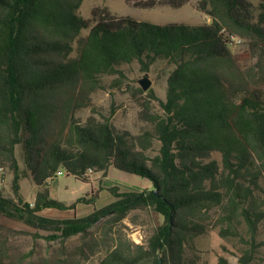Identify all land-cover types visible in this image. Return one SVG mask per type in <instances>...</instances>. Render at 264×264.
<instances>
[{"label": "trees", "instance_id": "16d2710c", "mask_svg": "<svg viewBox=\"0 0 264 264\" xmlns=\"http://www.w3.org/2000/svg\"><path fill=\"white\" fill-rule=\"evenodd\" d=\"M133 1L141 8L191 2L127 0ZM83 2L0 0V168L13 171L16 195L0 191V216L36 230L35 238L81 235L86 259L105 251L97 264H200L198 237L219 227L223 239L247 246L236 252L235 264H257L264 224V87L252 84L254 75L241 68L231 45L242 37L264 49V0H197L195 7L212 21L200 25H156L108 8H95L86 19ZM135 62L147 72L158 62L173 67L162 113L149 107L142 113L150 129L135 135L111 117H77L92 106L104 77ZM156 143L159 150L151 155ZM18 148L39 186L59 171L90 183L92 173L114 167L148 179L152 189L114 186L115 201L87 216L44 217L46 209L96 205L99 196L67 204L40 192L34 203L24 201ZM149 207L165 221L147 244L136 245L121 225L132 211ZM4 255L0 242V264ZM24 257L22 262L31 255ZM216 264L233 263L220 255Z\"/></svg>", "mask_w": 264, "mask_h": 264}, {"label": "rangeland", "instance_id": "374dc122", "mask_svg": "<svg viewBox=\"0 0 264 264\" xmlns=\"http://www.w3.org/2000/svg\"><path fill=\"white\" fill-rule=\"evenodd\" d=\"M149 0H142L147 2ZM190 3L174 8L171 6H156L153 8L136 7L135 2L127 0H84L80 9V15L88 19L92 17L95 8H108L113 14L119 16H130L137 21L150 22L156 25L187 24L200 25L211 22L208 17L200 12L195 3ZM255 5H259L262 0H251ZM83 34H88L84 31ZM232 51L245 72H251L255 79L252 84L264 87V49L253 47L248 40L236 37V41L231 45ZM173 67L167 62H158L151 67L150 71L143 70L138 62L124 65L120 68L121 74L106 76L103 78L100 89L92 97V106L77 113V117L83 122L91 116L98 119L111 117L113 124L121 129L128 130L138 135L144 130L150 129L151 125L142 119V113L149 107L154 113H162L160 101H165L168 90V76ZM148 78L152 85L148 91H144L140 82ZM143 90V93L140 92ZM150 91L156 97H151ZM159 150L156 143L151 155H155ZM218 157V156H216ZM18 158L21 167L20 196L26 202L35 201V193L49 192L47 185H37L29 169L24 162L21 148H18ZM97 178H101L95 186L85 185L78 179L66 174L51 179L54 184L49 188L55 189L61 186V200L68 204L77 202L80 198L91 199L93 192L98 194L105 190L103 202L105 206L111 204L108 200L113 196L109 189L118 186L121 190H135L142 192L151 190L152 184L148 179L127 173L112 167L107 173H92ZM14 173L10 167L0 168V191L4 196L15 198ZM108 187V188H106ZM66 190V191H65ZM50 195V193H49ZM54 199H59L53 197ZM85 204V203H80ZM79 205V204H78ZM104 206V207H105ZM77 211V209H76ZM74 210L47 209L41 213L42 216L65 220L76 216ZM90 207L81 206L80 216L89 215ZM165 221V218L157 213L152 207L132 211L123 221L121 229L136 245L147 244L148 239ZM96 229H93L95 231ZM21 232V233H20ZM37 231L24 223L12 220L5 216H0V242L4 246L5 264H97L105 255V251L96 253L90 259H86L79 251L84 239L81 235L71 237L68 240H47L45 238H35L33 234ZM42 236H49L50 233L39 232ZM260 248L257 254V264H264V224L260 227L257 238ZM197 255L200 264H216L220 255L229 258L230 262H238L237 253L240 249L247 247L240 240L223 239L220 235V228L211 229L207 234L198 237ZM26 255L30 258L24 259Z\"/></svg>", "mask_w": 264, "mask_h": 264}, {"label": "crops", "instance_id": "0c3cea01", "mask_svg": "<svg viewBox=\"0 0 264 264\" xmlns=\"http://www.w3.org/2000/svg\"><path fill=\"white\" fill-rule=\"evenodd\" d=\"M207 16V15H206ZM208 17V16H207ZM208 19H210L209 17H208ZM211 21V20H210ZM206 23H209V22H206ZM101 178H97V177H95V175H92L91 176V178H90V183H84L85 185H90L91 187H92V190L94 189L93 188V186H95L96 185V183L97 182H99V181H101L100 180ZM50 185H52V187L54 186V184H52V182H50V181H48V183H47V188L49 189V193H50V196L53 198V197H56V198H59V199H57V200H59V201H62L61 200V186L59 185L58 186V188H55V189H50L49 188V186ZM151 186H152V184H150ZM106 188H108V187H106ZM66 191V190H65ZM104 193H108L109 194V192L107 191V190H105V191H103L102 193H101V196H100V198L96 201V205H91V204H79L78 206H77V211H76V215L78 216V217H83V216H80V207L81 206H88V207H90V211H89V214H91L96 208L97 209H100V208H103L105 205V202H103V195H104ZM37 195V193H35V196ZM115 201V199H114V197L113 196H111L110 198H109V200H108V203H112V202H114ZM62 202H65V201H62ZM66 203V202H65ZM68 204V203H67ZM47 210V209H46ZM45 211V210H44ZM44 211H42V212H44ZM41 212V213H42ZM84 216H86V215H84Z\"/></svg>", "mask_w": 264, "mask_h": 264}, {"label": "water", "instance_id": "95a60500", "mask_svg": "<svg viewBox=\"0 0 264 264\" xmlns=\"http://www.w3.org/2000/svg\"><path fill=\"white\" fill-rule=\"evenodd\" d=\"M210 23H212V21ZM140 84H141L144 91H148L152 85V81L148 78H145V79L141 80ZM154 194L158 195L157 190H154Z\"/></svg>", "mask_w": 264, "mask_h": 264}, {"label": "built area", "instance_id": "2783aa9c", "mask_svg": "<svg viewBox=\"0 0 264 264\" xmlns=\"http://www.w3.org/2000/svg\"><path fill=\"white\" fill-rule=\"evenodd\" d=\"M235 41H236V38L233 37V42H235ZM90 173H92V172H90ZM63 175H65V173H64L63 171H59V172L56 174L55 178H57V177H61V176H63Z\"/></svg>", "mask_w": 264, "mask_h": 264}]
</instances>
